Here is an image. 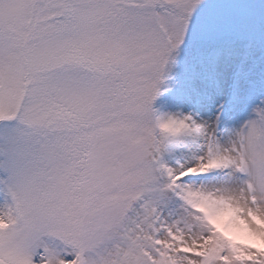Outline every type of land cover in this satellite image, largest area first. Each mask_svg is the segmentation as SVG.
<instances>
[{"label":"snow or ice","instance_id":"obj_1","mask_svg":"<svg viewBox=\"0 0 264 264\" xmlns=\"http://www.w3.org/2000/svg\"><path fill=\"white\" fill-rule=\"evenodd\" d=\"M0 264H264V0H0Z\"/></svg>","mask_w":264,"mask_h":264}]
</instances>
